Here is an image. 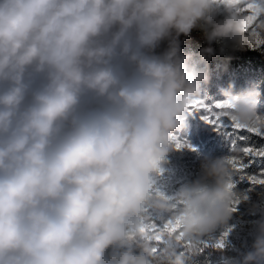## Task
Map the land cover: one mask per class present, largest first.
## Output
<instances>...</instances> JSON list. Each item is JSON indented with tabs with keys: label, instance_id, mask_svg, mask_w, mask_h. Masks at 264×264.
Returning a JSON list of instances; mask_svg holds the SVG:
<instances>
[{
	"label": "clouds",
	"instance_id": "clouds-1",
	"mask_svg": "<svg viewBox=\"0 0 264 264\" xmlns=\"http://www.w3.org/2000/svg\"><path fill=\"white\" fill-rule=\"evenodd\" d=\"M246 2L0 0V264H187L225 248L241 204L250 243L219 264H264V188L230 187L228 155L164 179L213 45L256 50ZM193 30L205 46L184 52ZM220 91L240 125L264 119L258 84Z\"/></svg>",
	"mask_w": 264,
	"mask_h": 264
},
{
	"label": "trees",
	"instance_id": "trees-1",
	"mask_svg": "<svg viewBox=\"0 0 264 264\" xmlns=\"http://www.w3.org/2000/svg\"><path fill=\"white\" fill-rule=\"evenodd\" d=\"M252 67L255 70L259 69L260 81L263 83V88L261 95L264 96V58H251ZM212 89V88H210ZM191 135H195L198 132V127L194 122L187 120L186 128ZM210 131V130H209ZM208 129H204L200 132L202 140L205 142L202 150H184L176 152L170 160L168 165L169 171L165 176V179L170 178L171 172L177 174L178 178L172 180L170 179L167 183L182 182L184 179L191 178L194 176L198 169L201 160L204 157H239L241 153L238 150L230 148V141L223 135L222 137H216L210 134ZM240 135L249 136V144L256 147L264 145V139H261L255 133H249L247 130H239ZM261 167H264V161L257 158L256 162L251 165V167L244 169L243 174L248 176H255L257 180L264 179V175H261ZM241 173L238 170L233 169V183L234 187L240 192L250 193L254 189L259 190V188H264V185L259 183H252L250 180H240L239 175ZM252 198L255 199V194H252ZM255 219L254 216L249 215L246 206L241 204L237 206V210L234 213V218L231 221L234 226L232 231L228 233L226 238V246L223 250H218L212 246L209 242L204 245L203 249L198 255H193L187 262V264H219L221 256H236L238 252L246 251L247 249L243 247L244 244L250 243L249 238L246 233L247 224ZM221 237V233H217L216 236L212 238L213 241Z\"/></svg>",
	"mask_w": 264,
	"mask_h": 264
},
{
	"label": "rangeland",
	"instance_id": "rangeland-1",
	"mask_svg": "<svg viewBox=\"0 0 264 264\" xmlns=\"http://www.w3.org/2000/svg\"><path fill=\"white\" fill-rule=\"evenodd\" d=\"M260 16L261 14H259L256 21H254V28L257 35L252 36V43L256 50L221 54L219 45H213L216 49V54L209 61L208 68L210 78L209 81L202 86L203 95L207 97L205 103L208 105H214L222 99L220 90L226 88L230 82L235 84V91L237 92L252 84H258L260 91L262 92L263 83L260 81L259 69L255 70L251 63V58H264V45L256 43L258 38H264V29L259 27ZM180 39L182 41V49L184 52L198 53L200 48L205 46V41L202 39L199 30H193L189 36H181ZM164 46L165 45H162L161 48ZM259 110L264 112V96L262 95L260 97ZM203 112L204 110L202 108L195 109L194 113L188 118L189 121L194 122L198 127V132L195 135H191L186 129L180 134L181 141L187 140L193 148L199 150H202L203 146H205V142L200 135L202 130L208 129V131L210 130L209 133L216 137L223 136V134L217 132L211 124L201 119ZM174 170L171 172L172 176L170 178H164L165 183L172 178V180L178 178Z\"/></svg>",
	"mask_w": 264,
	"mask_h": 264
},
{
	"label": "snow or ice",
	"instance_id": "snow-or-ice-1",
	"mask_svg": "<svg viewBox=\"0 0 264 264\" xmlns=\"http://www.w3.org/2000/svg\"><path fill=\"white\" fill-rule=\"evenodd\" d=\"M223 2L234 3L239 2V0H223ZM242 10L250 13L248 16L249 26L253 29L252 36H256L257 33L254 28V21H256L259 14L264 13V0H250V2H246V8ZM259 27L264 29V24H259ZM256 43L264 45V38H258ZM230 107L231 104L229 102H216L214 105L210 106L203 100L193 99L189 101V110L194 112L195 109L202 108L204 112L201 115V119L211 124L217 132L223 134L230 141L231 149L238 150L241 153L239 157H230L228 160L232 169L238 170V172L241 173L239 175V179L250 180L254 184L259 183L264 185V179L257 180L255 176L243 174L244 169L251 167V165L256 162L257 158L264 161V145L256 147L249 144L248 141L250 137L240 135L239 132V130H247L249 133H255L261 139H264V119L258 117L257 121L251 125H240L235 121V118L226 111V109ZM176 147L178 149L187 147L191 150H195L190 144H187L186 141H181L178 138H176ZM261 169V175H264V167H261ZM231 186H234V183L233 185H230V187ZM178 229L179 220H176L169 221L162 229L153 224L146 230L152 231L155 239L160 241L162 239L163 232L173 233L177 232ZM223 235L226 237L228 232H225ZM177 238L180 239L181 237L178 236ZM205 245H207V242H205ZM216 246H223V237L217 242Z\"/></svg>",
	"mask_w": 264,
	"mask_h": 264
}]
</instances>
